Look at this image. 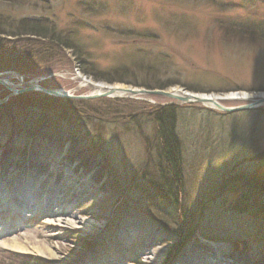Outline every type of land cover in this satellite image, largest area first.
<instances>
[{
  "label": "rangeland",
  "instance_id": "1",
  "mask_svg": "<svg viewBox=\"0 0 264 264\" xmlns=\"http://www.w3.org/2000/svg\"><path fill=\"white\" fill-rule=\"evenodd\" d=\"M219 3L229 5L220 8ZM0 13L56 25L75 37L81 55L79 59L71 50H53L46 53L53 58L49 60L40 45L11 44L12 53L22 47L27 54L19 63L0 64V68L12 64L0 71V79L9 80L15 91L37 85L90 96L95 93L81 87L78 74L107 89H143L129 84L147 82L153 74L178 84L170 91L207 92L203 94L225 108L264 97V45L226 37L218 25L264 22V0H0ZM82 67L102 74L119 67L129 72L126 84L109 85L84 75ZM247 97L251 99L244 100ZM167 106L178 108L176 133L183 145L184 183L177 203L160 191L159 140L150 116L154 107ZM35 115L44 117L53 131L70 132L96 154L110 174L112 193L104 202L91 198L90 207L70 201L74 218L55 207L57 217L45 216L47 222L60 225L55 236L46 243L38 238L40 243L27 251L0 247V264H58L56 259L63 264H175L192 242L222 244L233 253L264 247V192L258 197L261 215L250 209L241 213L238 207L243 208L249 189L228 185L241 175L264 185V104L226 113L211 105L182 104L157 95L62 99L42 92L14 93L0 85V142L13 127L25 130ZM30 205L36 208L25 220L42 212L41 203ZM9 209L0 215V224L10 230L22 228L23 220L2 216ZM93 213L104 217L97 219ZM128 214L165 236L152 263L131 241L107 243ZM97 230L103 238L97 237ZM11 233L10 237L15 235ZM0 244L12 242L0 238Z\"/></svg>",
  "mask_w": 264,
  "mask_h": 264
},
{
  "label": "bare ground",
  "instance_id": "2",
  "mask_svg": "<svg viewBox=\"0 0 264 264\" xmlns=\"http://www.w3.org/2000/svg\"><path fill=\"white\" fill-rule=\"evenodd\" d=\"M77 77L81 79V87H89L92 93H104L108 88L91 82L80 74ZM3 81L10 86L9 80ZM114 95L128 96L123 92ZM231 98L243 100L242 97ZM247 99L251 98L244 100ZM6 134L8 138L0 142V208H3L0 215L6 211L5 208H10L2 216L8 220H23L24 226L10 230L0 224V238L12 242V245L0 244V247L11 251H27V247L38 245L41 239L46 243V240L55 236L56 229L60 227L45 219V216L57 217L55 207L63 209L66 216L74 218L75 208L71 202L77 200L75 205L83 202L90 207L91 198L104 202L111 197L107 167L70 132L53 131L44 117L35 115L27 123L25 130L13 127ZM42 157L45 161H41ZM31 201L41 203L42 212L25 220L26 214L29 215L36 208L35 205H30ZM93 215L97 219L104 217L100 214ZM34 224L37 226H33ZM92 227L98 228L95 224ZM98 230L97 237L103 238V232ZM9 232L15 235L10 237ZM38 238L41 239L37 240ZM164 240L165 236L160 229L128 214L120 220L107 243L114 241L122 244L131 241L141 247V255L148 263H152V259L161 253L157 246ZM36 252L41 256L45 255L43 250ZM54 261L58 264L61 262L59 259ZM175 264H264V247L260 250L248 248L245 252L233 253L222 244L192 242L181 251Z\"/></svg>",
  "mask_w": 264,
  "mask_h": 264
},
{
  "label": "trees",
  "instance_id": "3",
  "mask_svg": "<svg viewBox=\"0 0 264 264\" xmlns=\"http://www.w3.org/2000/svg\"><path fill=\"white\" fill-rule=\"evenodd\" d=\"M225 5L228 6L229 4H218L220 8H225ZM218 25L226 37L244 40L255 45H264V22L262 21L250 23L220 21ZM74 38L75 37L71 34H64L59 31L57 26L50 22L30 18L15 19L0 13V64L9 60L12 61L11 63H19V61L26 59L27 54L21 51L22 47L21 49L19 48L17 53H12L11 48H9L11 44L17 45L21 43H32L35 46L40 45L42 48H46V51L43 52L45 55L53 50H71L73 55L78 56L80 59L81 55H77V44ZM46 56L49 60L53 59L50 55ZM11 63L6 64L5 67L1 66L0 71L11 69L13 67ZM79 70L94 81H101L109 85L126 84L124 79L129 72L127 68L120 67L103 74L102 72L97 73L90 71L84 67ZM129 85L135 88L167 91L178 84L163 82L159 78H154V75L151 74L147 82ZM192 91L196 92L200 90ZM177 114L178 108L176 106L154 107L152 111L150 110V116L157 127V138L159 140L160 155L158 157L159 164L157 166V175L159 176V184H162L160 186V191L171 194L173 203L178 202V194L180 193L178 190L182 188L184 183L183 145L176 133ZM246 178L247 176L243 175L234 176V178L228 181L230 187L239 184L246 187L247 191L249 189V193L243 202V208L238 207V210L243 213L250 209L253 210L255 215H261L262 212L260 211L263 209L260 207L261 204L258 197L264 192V185L258 180L250 181ZM155 182L156 181H154V183ZM173 190H176V192L172 193ZM182 216L186 218V221L189 220L188 216ZM180 247L181 243H179V248Z\"/></svg>",
  "mask_w": 264,
  "mask_h": 264
},
{
  "label": "water",
  "instance_id": "4",
  "mask_svg": "<svg viewBox=\"0 0 264 264\" xmlns=\"http://www.w3.org/2000/svg\"><path fill=\"white\" fill-rule=\"evenodd\" d=\"M0 85L5 86V88L12 90L14 93H21V92H42L44 94H47L49 96H54L57 98L62 99H79V100H93L98 99L101 97H112L115 96L117 92H123L128 94V96L124 97H134L139 95H157L162 96L164 98L174 100L176 102H180L182 104H203V105H211L213 108L219 109L220 111L226 112V113H235V112H242V111H248L252 110L254 107L264 104V97L260 98L255 101V103L250 105H245L242 107L237 108H225L223 106H220L215 100L212 98H208V94L203 93H191L190 91H184V92H176V91H164V90H144V89H118V88H109L104 93H97L90 96H72L69 94H64L55 90H47L42 87H39L37 85H32L29 88H26L21 91H15L13 90L9 85H7L2 79H0ZM206 96H202V95ZM116 97V96H115Z\"/></svg>",
  "mask_w": 264,
  "mask_h": 264
}]
</instances>
